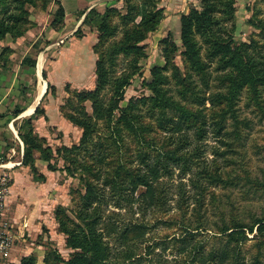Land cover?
Wrapping results in <instances>:
<instances>
[{
    "label": "rangeland",
    "instance_id": "1",
    "mask_svg": "<svg viewBox=\"0 0 264 264\" xmlns=\"http://www.w3.org/2000/svg\"><path fill=\"white\" fill-rule=\"evenodd\" d=\"M51 2L33 0L27 5L28 23L31 24L26 26L23 23L20 30L34 29L37 25L34 16L47 10ZM144 3L148 4L149 10H158L159 22L154 30L145 32L139 43L142 50L136 63L138 70L124 89L121 106L131 98H149L151 93L144 83L151 80L150 69L157 65L166 66L165 73L169 76L165 86L167 95L196 112L190 125L201 131L198 134L188 131L189 144L182 146L178 135L169 130L175 113L168 110L164 117L159 118L160 112L151 107L149 101L138 102L136 112L141 116L139 122L145 125L150 144L133 139L127 132H122L120 139L114 141L108 136L110 129L105 121L95 120V138L82 146L77 157L73 158L91 163L93 153L103 160L92 164L90 173H84V176L93 183L96 191L95 201L86 210L89 214L101 215L97 227L110 250L109 264H264V233L256 229V222L264 220V91L258 87L254 94L249 86L243 88L233 110L229 111L224 98L227 92L224 78L228 70L222 69L217 60L205 59L204 48L201 49L206 62L203 72H196L186 64L180 40V16L192 7L199 9L200 0H186L184 6L181 5L184 0H117L109 11L110 32L101 34L97 27L81 25L79 34L74 35L73 44L68 40L52 43L46 39L43 30L38 38L29 42L31 56L36 59L35 69L38 66L40 75L31 80L25 93H30L31 103H35L39 88L42 95L46 89V94L36 105L45 112L48 110L51 119L64 118L62 105H68L65 101L69 104L74 101L75 91L94 87L96 60L114 42L122 40L128 29L135 28L141 19L139 8ZM235 8L228 27L230 30L233 28L236 40L249 42L253 39L263 44L264 0H235ZM52 19L53 13L49 22ZM249 21L260 27L251 25ZM195 38L199 41L197 35ZM61 47L70 48L72 52H62L58 56ZM1 48L5 52L0 56V66H6L11 63L8 49L12 51L13 48L3 40ZM129 61L130 57L119 55L116 74L131 70ZM101 94L105 103L109 92L105 90ZM84 106L91 113V102L87 101ZM41 117L33 121L34 129L53 151L62 144L78 143L80 128L73 132L65 127L64 131H57L56 127L51 128L48 119L43 121ZM177 144L182 146L178 151L182 156L178 162L165 153ZM15 157L18 154L13 159ZM5 158L0 156V161ZM120 162L125 169L118 173L116 166ZM65 164L58 159V166ZM152 164H158L159 176L152 182L151 190L148 192L139 186L137 191L141 195L137 191L132 194L131 178L136 168L141 167V174H148L147 168ZM36 166L46 175L42 204L36 219H33L37 229L31 227L30 235L26 229L21 232L17 227L10 228L15 231H11L15 237L19 232L22 234L19 239L15 238L13 246L28 245L30 249L26 247V250L36 256L38 264H43L45 252L50 248L68 259L73 250L65 245L66 236L59 227V209L64 208L61 220L68 226L80 224L76 210L85 211L81 202L85 188L83 181H79V174L83 171L71 164L70 172L62 167L49 171L37 160ZM8 170L0 168V173ZM28 173L31 176L29 170ZM15 185L14 182L12 187ZM20 192H16L8 203L9 210L18 213L14 215L18 221L28 218L26 214L31 211L29 205L28 209L17 212L24 202ZM127 194L136 202L119 206L117 201L124 204L126 199L123 197ZM238 221L253 226L252 231H246L243 240L236 242L218 234L222 226H232ZM186 230L195 232L189 243L174 240L184 236ZM158 242L160 246L156 245ZM202 242H205L203 246ZM225 250L229 251L230 257L217 263L216 256ZM23 252L18 253L17 261H11L10 256L0 258V264L18 262L24 256ZM128 253L130 257L125 259ZM138 255H141V261L135 263Z\"/></svg>",
    "mask_w": 264,
    "mask_h": 264
},
{
    "label": "trees",
    "instance_id": "2",
    "mask_svg": "<svg viewBox=\"0 0 264 264\" xmlns=\"http://www.w3.org/2000/svg\"><path fill=\"white\" fill-rule=\"evenodd\" d=\"M201 7H192L187 13H182L180 16V40L184 48V58L186 64L196 72H203L206 66L205 59L217 60L222 69L228 70L224 81L226 83L227 92L224 95L229 111L233 110V105L236 102L240 91L249 86L254 94H256L258 87L264 91V43L259 44L257 41L250 39L249 42L236 40L234 32L229 29L228 23L234 17L235 0H200ZM33 3V0H0V41L4 40L6 35H10L15 39L24 34L25 28L20 30L23 23L26 26L28 23L27 5ZM57 7L53 12V19L50 26L54 29H60L63 25L64 9L62 5L55 1ZM147 3H144L139 8L138 14L141 16L140 22L136 24L134 29H128L125 37L114 42L110 48L101 53L95 62V85L92 89L77 90L76 98H73L71 104L62 105L63 116L73 125L81 129V136L76 144L70 146L62 144L57 146L55 151L46 143L44 137L39 136L33 126V121L41 116L46 119L44 109L39 105L36 106L33 113L21 119L17 124V133L23 143V154L21 165L28 167L35 182L43 183L46 181V175L39 171L36 166V160L39 159L46 163V168L49 171H56L60 167L65 168L70 172V164L75 169H82L83 173L79 175V181H83L82 185L85 188L84 195L81 197L83 210H76L77 219L80 224L68 226L66 222L61 220L64 208L59 209V227L65 234V245L73 250L68 259L62 258L60 253L54 249H47L43 257V264H109L108 258L110 250L107 242L103 239V233L98 229L97 225L100 223V214H89V208L95 201V190L93 183L87 180L84 173L88 174L91 171V166L95 162H102V158L91 153L94 157L91 163L89 160H78L79 150L95 137L96 121H105L106 127L110 129L109 137L118 141L122 132H127L132 135L135 140L148 142L146 136L145 125L139 121L141 116L136 112L138 102H150L151 107L156 108L159 118L165 116L168 110L175 113L174 120L171 123L169 130L176 133L183 142L182 146L189 144L188 131L193 130L198 134L200 128L193 129L190 122L196 112L179 104L169 95H167L166 84L169 82V76L165 73L166 66H153L150 69L151 80L144 84L150 91L149 98L141 97L139 100L131 98L125 106H121V101L124 97V89L131 80V77L137 72L136 67L138 55L141 53L142 47L139 43L142 41L145 32L154 30L159 22L158 10L147 8ZM111 6H107L103 12H99L94 8L88 10L82 20L81 25H88L90 28L97 27L101 34L110 32L109 11ZM149 11V12H148ZM251 25L260 27V25L249 21ZM79 26L74 35L80 32ZM199 37V41L195 38ZM7 47V46H5ZM175 48V44H172ZM204 48L203 57L201 56V49ZM5 52L4 48L0 49V56ZM8 52L9 49H8ZM130 57L128 63L131 70H122L116 74V65L118 56ZM7 57V54L4 55ZM22 63L35 68L36 59L30 55H26ZM44 74V73H43ZM51 86H48L50 88ZM107 90L109 97L106 102L102 101L101 92ZM74 92V91H73ZM74 92V94H75ZM46 94V92H45ZM44 94V95H45ZM79 97V99L77 98ZM87 101L91 102V113L87 111L84 106ZM77 103V104H76ZM19 107L15 108L13 114L15 116L21 113ZM96 120V121H95ZM159 125V124H158ZM100 138V137H98ZM93 145L96 143L93 142ZM180 144L166 150L168 158L173 161L181 159L178 155L179 149L182 148ZM58 159H61L67 166H58ZM176 162V163H177ZM104 163V162H103ZM118 173L125 169L122 162L117 164ZM158 164H152L147 168L148 174H141V167L136 168L134 176L131 181L132 194H134L139 186L145 187V191H150L152 182L159 176L157 174ZM132 174V173H131ZM138 193V191H137ZM124 196V204L133 205L136 199ZM138 195H141L138 193ZM94 198V199H93ZM117 205V207H119ZM98 210V207H95ZM256 229L264 233V220L256 222ZM253 226H246V224L238 221L232 226H222L218 234L225 235L227 239L243 240L246 238V231H252ZM186 234L178 239L179 242L189 243L193 236L194 230H186ZM190 236L188 237V235ZM205 243V242H204ZM202 242V246L204 245ZM160 246L158 242L156 245ZM163 247V246H162ZM229 251L225 250L223 254L219 253L216 256L217 263L223 262L230 257ZM212 253H208L211 255ZM130 257L128 253L125 259ZM141 255L135 257L134 261L140 262ZM9 264H38L34 254L24 255L18 262H10ZM113 264V263H112ZM253 264H258L254 262Z\"/></svg>",
    "mask_w": 264,
    "mask_h": 264
},
{
    "label": "crops",
    "instance_id": "3",
    "mask_svg": "<svg viewBox=\"0 0 264 264\" xmlns=\"http://www.w3.org/2000/svg\"><path fill=\"white\" fill-rule=\"evenodd\" d=\"M55 1L62 5L65 13L63 25L60 29L52 28L49 22L51 14L57 7ZM116 1L117 0H52L47 10L40 11L34 16V19L37 21V25L34 29L26 31L24 35L15 39L11 38L10 35H6L3 40L6 45L13 48L8 55V59L11 60V63L6 66H0V156L6 157L1 160L3 161V165H0V168L3 170L9 169L7 172L9 173L10 171L9 174L12 177L9 194L6 197L4 208L5 219L11 225V229L17 227L21 232L26 229L29 231L30 235L31 227H36L35 229H37L36 224L33 223V219H36L37 212H39V205L42 204V187L46 182H35L32 179V175L30 176L28 173L29 168L21 165L23 143L17 133V124H19L21 119L24 117L31 115L37 106H34L33 111L28 112L29 107L33 103H31V94H26L25 92L28 90L31 80H35L37 76L40 75L38 66L36 70L35 68L22 63V60L26 55L31 56V45H29V42L38 38L42 31L45 30L44 34L47 37L46 39L51 40L52 43H56L58 41L62 43L63 41L68 40L70 44H73V41L76 39L74 32L79 26H81L85 13L91 8L102 12V10H104L107 6L115 4ZM173 1L174 0H171V2ZM181 5H186V0H184V3ZM44 20L48 21V23H44ZM36 28H39V30H35ZM0 43H2V41H0ZM70 46L72 47V45ZM58 51L59 56L62 52H72V49L69 48L66 50V48L61 47ZM45 92L46 89L41 98L44 96ZM17 107H19L22 111L19 115L15 116L13 112ZM27 112L28 114H26ZM44 113L46 115V119H48V124L51 125V128L53 129L56 127L55 130L57 131H64V127L66 130L69 129L72 132L74 129H78L76 125H73L66 118L62 117L51 119L48 110H46V112L44 111ZM58 117L61 116L59 115ZM41 118L43 121L46 120L43 116ZM77 132L79 133L78 130ZM15 154H18V157L13 159ZM37 161L40 160L37 159ZM40 162L46 165L45 162ZM14 182L16 185L15 187H12ZM19 191H21L20 195L24 198V202L17 208V212L20 213L24 211V209H28L27 206L29 205L31 211H29V214H26L28 215V218L25 217V219L18 221L14 216L18 213L11 212L12 210H9L8 203L12 198H14L15 193ZM39 223L41 222L39 221ZM11 231L15 232L14 230ZM18 235L20 236L22 234L19 232ZM19 236H16V238L19 239ZM31 243L32 242H30V244ZM13 247V252L10 250L9 253L11 261H17V255L22 250H24L22 255H28L31 253L30 250H26V247L30 249L28 245L25 247L20 245Z\"/></svg>",
    "mask_w": 264,
    "mask_h": 264
},
{
    "label": "built area",
    "instance_id": "4",
    "mask_svg": "<svg viewBox=\"0 0 264 264\" xmlns=\"http://www.w3.org/2000/svg\"><path fill=\"white\" fill-rule=\"evenodd\" d=\"M3 165V161H0ZM11 176L7 171L0 173V258L9 256L15 242V235L11 232V225L5 219V201L9 194Z\"/></svg>",
    "mask_w": 264,
    "mask_h": 264
},
{
    "label": "bare ground",
    "instance_id": "5",
    "mask_svg": "<svg viewBox=\"0 0 264 264\" xmlns=\"http://www.w3.org/2000/svg\"><path fill=\"white\" fill-rule=\"evenodd\" d=\"M41 96H42V89L39 88L38 94H37L36 99H35V103H33L29 107L28 112L29 111L31 112L34 109V106H36V104H37L38 100L41 98ZM28 112L26 114H28Z\"/></svg>",
    "mask_w": 264,
    "mask_h": 264
}]
</instances>
